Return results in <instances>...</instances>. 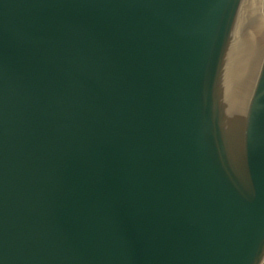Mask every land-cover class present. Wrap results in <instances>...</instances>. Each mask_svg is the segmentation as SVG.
I'll list each match as a JSON object with an SVG mask.
<instances>
[{
	"label": "water",
	"instance_id": "obj_1",
	"mask_svg": "<svg viewBox=\"0 0 264 264\" xmlns=\"http://www.w3.org/2000/svg\"><path fill=\"white\" fill-rule=\"evenodd\" d=\"M240 1L0 0V264H261L264 0L243 81Z\"/></svg>",
	"mask_w": 264,
	"mask_h": 264
},
{
	"label": "bare ground",
	"instance_id": "obj_2",
	"mask_svg": "<svg viewBox=\"0 0 264 264\" xmlns=\"http://www.w3.org/2000/svg\"><path fill=\"white\" fill-rule=\"evenodd\" d=\"M262 0H241L232 27L229 60L232 78L245 80L253 62ZM246 93L244 94V96ZM241 102V100H240Z\"/></svg>",
	"mask_w": 264,
	"mask_h": 264
},
{
	"label": "rangeland",
	"instance_id": "obj_3",
	"mask_svg": "<svg viewBox=\"0 0 264 264\" xmlns=\"http://www.w3.org/2000/svg\"><path fill=\"white\" fill-rule=\"evenodd\" d=\"M263 264H264V262H263Z\"/></svg>",
	"mask_w": 264,
	"mask_h": 264
}]
</instances>
